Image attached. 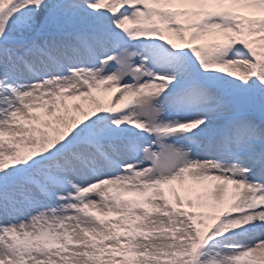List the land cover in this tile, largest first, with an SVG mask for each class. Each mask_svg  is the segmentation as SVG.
I'll return each mask as SVG.
<instances>
[{
    "label": "snow or ice",
    "instance_id": "6c2138e0",
    "mask_svg": "<svg viewBox=\"0 0 264 264\" xmlns=\"http://www.w3.org/2000/svg\"><path fill=\"white\" fill-rule=\"evenodd\" d=\"M0 264H264V0H0Z\"/></svg>",
    "mask_w": 264,
    "mask_h": 264
}]
</instances>
